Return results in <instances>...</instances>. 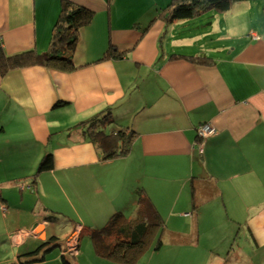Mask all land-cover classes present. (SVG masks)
Listing matches in <instances>:
<instances>
[{"label": "crops", "instance_id": "obj_1", "mask_svg": "<svg viewBox=\"0 0 264 264\" xmlns=\"http://www.w3.org/2000/svg\"><path fill=\"white\" fill-rule=\"evenodd\" d=\"M64 1L0 0V54L48 53ZM67 1L95 13L79 32L76 69L0 71V212L14 207L1 190L12 184L19 211H33L34 198L51 210L4 233L12 251L48 241L54 215L89 236L116 212H135L141 193L164 220L161 234L184 235L186 226L200 241L220 231L223 252L245 230L252 251L264 252V0L208 11L199 26L197 18L167 24L170 0ZM107 110V133L129 128L135 137L127 156L103 161L86 132ZM203 124L216 134L200 150ZM49 152L54 169L27 200L20 182L30 183L28 171ZM20 232L29 235L15 245Z\"/></svg>", "mask_w": 264, "mask_h": 264}, {"label": "trees", "instance_id": "obj_2", "mask_svg": "<svg viewBox=\"0 0 264 264\" xmlns=\"http://www.w3.org/2000/svg\"><path fill=\"white\" fill-rule=\"evenodd\" d=\"M241 1L245 0H170L168 6L162 9L161 17L167 24H172L176 21L197 18L208 11L225 13ZM94 16L95 13L91 9L65 0L49 52L39 55L28 51L10 57L0 54L1 74L4 76L13 69L31 65L53 67L63 71L75 70L73 57L79 32L81 28L93 21ZM180 57L198 64H208L209 61L207 57ZM108 112V110L102 112L101 116L89 121L86 132L87 138L100 149L103 161L127 156L135 137V132L129 128H121L107 133V124L111 123V114ZM53 169L54 156L49 152L39 163L30 183H22L24 185L21 188L22 191L29 190L32 195L36 194L37 187L35 186H37L38 176ZM138 197L137 210L131 217H126L123 212H116L102 227L89 232L96 255L100 258L108 259L115 264H138L148 253L161 248L162 240L158 235L161 234L160 231L164 227V220L150 198L141 193L138 194ZM46 211L51 210L46 209ZM150 236H154V238L149 244L147 241ZM59 240L60 238L53 234L48 243L43 242L39 247L35 248L31 242L29 245L27 244L29 247H25L29 248L30 252H24V247L19 251L12 252L16 254L17 258L28 256L26 264L44 263L47 254L55 247H59ZM6 242L10 243L4 239L0 244L3 245ZM66 258V255H62L63 263L71 264ZM19 261L22 262V260Z\"/></svg>", "mask_w": 264, "mask_h": 264}, {"label": "rangeland", "instance_id": "obj_3", "mask_svg": "<svg viewBox=\"0 0 264 264\" xmlns=\"http://www.w3.org/2000/svg\"><path fill=\"white\" fill-rule=\"evenodd\" d=\"M261 1L262 0H258V3H261ZM252 2H254V0H252ZM211 14H215V12L213 11ZM208 16L209 14L206 15L203 20H209ZM201 22V17L193 20L194 25L199 26ZM227 53H229V51ZM39 162L37 163L36 170L34 172L28 171L26 177H32L36 173ZM14 177H20V175L16 174ZM5 184L6 182L4 185ZM1 190L5 193L4 199L7 201L5 202L6 206L9 207L11 204H14V207L12 206V208H9V210L6 211L8 212L7 216H9L7 222L5 219L7 216H4L6 214L0 212V242L6 239L4 233L15 231L25 226L26 228L30 227L32 221L27 219L26 216L30 217L38 213L41 216L36 217V219H40L39 222H41L46 217V214L51 215V213L44 211V209H49L42 204L46 203V200H43L42 203L35 208L36 198H34L31 202L32 205H34L33 211H28V213H26L25 210L19 211L15 208V205H19L17 203H22V201H20L21 192L19 188H16L12 184L7 187L3 186ZM24 194L26 195L27 200L32 197V192L29 190H25ZM17 198L18 202H15L14 200ZM132 213L135 212L128 210L125 212V215L126 217H131ZM16 214H18V216H16ZM54 217L55 220L49 222L51 225L50 232L52 235H57L60 238L59 241L61 243L58 245V248L55 247L47 254V259L44 263L32 264H64L62 261V255H66V259L71 264H115L108 259H102L96 255L90 237L83 236L81 239V230H76L74 228L71 218H64L61 215H54ZM239 227L238 223L236 230H239ZM181 228L186 234L178 236L159 234L158 236H160V239L162 240L161 248L157 251H151L148 253L138 264H264V252L252 251L250 247L251 240L247 237L245 230H241V233L237 235V237L227 242L226 251L220 252L218 249L223 245L220 242L223 241L222 238L224 236H220V231L211 233L206 238H201L200 241H197L196 237L192 234V231H189L186 226H181ZM34 231L36 232V230ZM69 232L71 233L68 234ZM28 235L29 234L26 232H20V234H17L14 240L15 245L22 243ZM40 237L44 238L43 235ZM153 238L154 236H150L147 243L150 244ZM193 240L194 243H192ZM43 242L44 241L35 242V248L39 247ZM46 242L48 243L49 241ZM60 248L62 251H60ZM23 249L24 252H30L29 248L25 246ZM28 259V256L17 258L16 254L12 252L10 243L6 242L3 245L0 244V264H26L27 262L25 263V261ZM19 260H22V262L20 263Z\"/></svg>", "mask_w": 264, "mask_h": 264}, {"label": "built area", "instance_id": "obj_4", "mask_svg": "<svg viewBox=\"0 0 264 264\" xmlns=\"http://www.w3.org/2000/svg\"><path fill=\"white\" fill-rule=\"evenodd\" d=\"M252 37L256 38V39H259L258 36H256L255 34H252ZM197 133H198V137L199 139L202 141L198 144V146L200 147V150H202V146L204 144V141L213 136L214 134H216V129L210 125V124H205V125H202L200 126L198 129H197Z\"/></svg>", "mask_w": 264, "mask_h": 264}, {"label": "bare ground", "instance_id": "obj_5", "mask_svg": "<svg viewBox=\"0 0 264 264\" xmlns=\"http://www.w3.org/2000/svg\"><path fill=\"white\" fill-rule=\"evenodd\" d=\"M41 229H42L41 226H38V227H37V231H40Z\"/></svg>", "mask_w": 264, "mask_h": 264}]
</instances>
